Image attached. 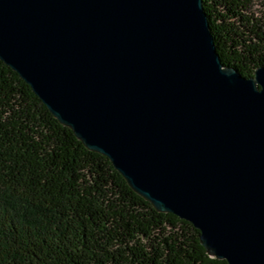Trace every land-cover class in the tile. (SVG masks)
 <instances>
[{
	"label": "water",
	"instance_id": "1",
	"mask_svg": "<svg viewBox=\"0 0 264 264\" xmlns=\"http://www.w3.org/2000/svg\"><path fill=\"white\" fill-rule=\"evenodd\" d=\"M0 62L209 257L264 264V67L220 62L202 0H0Z\"/></svg>",
	"mask_w": 264,
	"mask_h": 264
},
{
	"label": "trees",
	"instance_id": "2",
	"mask_svg": "<svg viewBox=\"0 0 264 264\" xmlns=\"http://www.w3.org/2000/svg\"><path fill=\"white\" fill-rule=\"evenodd\" d=\"M254 0H202L220 62L264 67ZM0 264H227L199 231L136 195L0 62Z\"/></svg>",
	"mask_w": 264,
	"mask_h": 264
},
{
	"label": "rangeland",
	"instance_id": "3",
	"mask_svg": "<svg viewBox=\"0 0 264 264\" xmlns=\"http://www.w3.org/2000/svg\"><path fill=\"white\" fill-rule=\"evenodd\" d=\"M251 10L253 12H255V14L258 17H263V15H264V0H254Z\"/></svg>",
	"mask_w": 264,
	"mask_h": 264
}]
</instances>
